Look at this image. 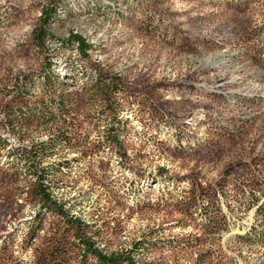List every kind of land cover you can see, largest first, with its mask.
I'll return each mask as SVG.
<instances>
[{
	"label": "rangeland",
	"instance_id": "1",
	"mask_svg": "<svg viewBox=\"0 0 264 264\" xmlns=\"http://www.w3.org/2000/svg\"><path fill=\"white\" fill-rule=\"evenodd\" d=\"M73 35L94 45L88 57ZM96 70L121 80L122 151L85 92ZM46 73L73 93L72 142L42 166L105 254L148 241L139 264H264V0H0V264H49L59 218L31 193L37 172L20 154L62 126L11 119ZM72 241L58 264L82 263Z\"/></svg>",
	"mask_w": 264,
	"mask_h": 264
},
{
	"label": "trees",
	"instance_id": "2",
	"mask_svg": "<svg viewBox=\"0 0 264 264\" xmlns=\"http://www.w3.org/2000/svg\"><path fill=\"white\" fill-rule=\"evenodd\" d=\"M42 35V36H41ZM47 33L44 30L40 31V37L38 38L44 42ZM72 40L78 45L77 51L82 57H88L89 51L94 49V45L88 43L84 38L73 35ZM94 80L91 86L85 89V92L91 93L98 100L105 104L106 109L111 114V128L108 130L107 140L114 144L118 151H122L124 148L119 142V127L120 120L118 112L114 108L116 98L121 94V80L112 77L110 80L107 75L101 71L96 70ZM40 97H37L35 102H31L28 99L26 92L22 91L19 94V108H22L24 112L18 117L17 113L13 114L11 111V119L17 120L22 118L21 121L26 127L33 125H49L51 123H59L63 131L48 136V139L35 142L28 149L21 151V158L37 172V179L31 185V193L36 199L42 203L44 208L55 209L58 216V221L53 222L54 227L44 237V241L48 244L47 258L49 264H58L60 260L65 259L68 254V245L71 241L76 245L78 254L81 256L82 263L86 262L90 257L97 259L100 264H139L136 254L141 249L145 248L148 241H138L133 243L131 249L123 250L121 253L105 254L103 249L98 244L99 233L90 231V223H87L82 217L72 215L69 210L66 209V203L57 199L54 196L55 183L52 179L53 171H49L42 164L46 161H51L58 155L57 146L70 145L71 138L67 134V130L71 128V115L70 105L73 99V93H70L66 89V81L55 74H45L43 81L41 82ZM92 155L98 154L96 147L92 148ZM124 158L128 157L124 151L120 153ZM58 170L63 172L66 163H57ZM165 169H160L164 172ZM72 171H66L64 181L70 186ZM255 207L257 213H261L264 216V196L263 198H257L255 200ZM36 220L40 219L38 224L33 229V236H37V232L42 227V219L39 214L35 215ZM249 234L239 235L238 238L242 241L249 239ZM264 238V237H263Z\"/></svg>",
	"mask_w": 264,
	"mask_h": 264
}]
</instances>
